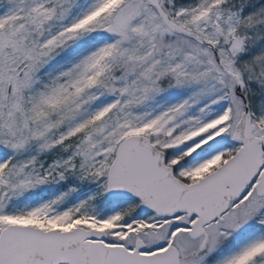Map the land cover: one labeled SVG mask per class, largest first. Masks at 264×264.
Here are the masks:
<instances>
[{
  "label": "snow or ice",
  "instance_id": "snow-or-ice-1",
  "mask_svg": "<svg viewBox=\"0 0 264 264\" xmlns=\"http://www.w3.org/2000/svg\"><path fill=\"white\" fill-rule=\"evenodd\" d=\"M0 264H264V0H0Z\"/></svg>",
  "mask_w": 264,
  "mask_h": 264
}]
</instances>
